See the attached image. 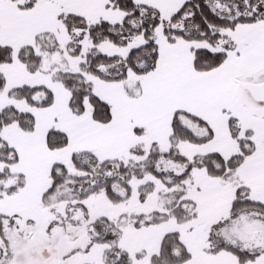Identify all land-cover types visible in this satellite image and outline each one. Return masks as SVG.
<instances>
[{
  "label": "snow or ice",
  "instance_id": "obj_1",
  "mask_svg": "<svg viewBox=\"0 0 264 264\" xmlns=\"http://www.w3.org/2000/svg\"><path fill=\"white\" fill-rule=\"evenodd\" d=\"M0 264H264V0H0Z\"/></svg>",
  "mask_w": 264,
  "mask_h": 264
}]
</instances>
